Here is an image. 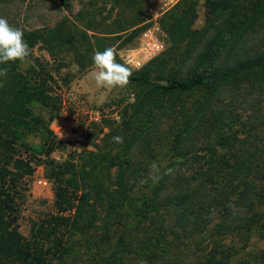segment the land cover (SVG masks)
Masks as SVG:
<instances>
[{
  "label": "trees",
  "instance_id": "obj_1",
  "mask_svg": "<svg viewBox=\"0 0 264 264\" xmlns=\"http://www.w3.org/2000/svg\"><path fill=\"white\" fill-rule=\"evenodd\" d=\"M59 1L69 7L68 0ZM199 1L181 0L161 19L169 55L164 58L162 52L132 72L130 83L138 90L123 159L105 162L109 150L99 147L80 169L74 160H47L55 211L33 223L28 237L16 225L17 201L34 163L21 148L28 150L26 137L44 127L43 135L51 140L49 157L55 149L49 125L60 112L59 101L51 95L53 73L31 56L32 49L41 43L52 58L69 54L79 60L103 51L99 43L104 39L92 42V35L69 18L41 30H22L33 58L29 68L22 71L19 60L0 64L7 69V76L0 77V264H67L74 252L87 254L90 264H185L180 257L184 249L191 250L192 264H231L252 235L264 240L263 147L246 144L233 131L234 125L249 122L241 117L244 95L264 93V0H205L206 24L195 29ZM195 53L193 65L182 74L184 60ZM172 59L178 66L168 71ZM163 104L180 112L167 149L179 166L192 164L194 173L180 179L175 191H165L161 181V187H151L145 195L141 186L148 188L151 182L141 183L146 179L138 178L127 157L145 136L132 122L154 116ZM35 105L47 112L46 119L35 113ZM255 105L249 110L261 116L264 126V106ZM259 124H251L245 136H252ZM200 135L204 146L195 149ZM98 163L109 170L112 163L118 167L115 189L103 186ZM128 217L134 220V231L128 230ZM239 264H264V247Z\"/></svg>",
  "mask_w": 264,
  "mask_h": 264
},
{
  "label": "rangeland",
  "instance_id": "obj_2",
  "mask_svg": "<svg viewBox=\"0 0 264 264\" xmlns=\"http://www.w3.org/2000/svg\"><path fill=\"white\" fill-rule=\"evenodd\" d=\"M180 1L68 0L69 7H65L59 0H0V17L6 18L12 26L21 30H41L69 18L72 23L80 28H85L88 35L93 36H91L92 42L96 38L103 37L104 40L99 43V46L103 47L104 44V49L107 47L116 48L117 61L123 63L122 55L138 44L140 35L149 27L156 26L164 44L162 56L164 57L165 53L169 55L170 45L165 40L161 19ZM196 10L197 19L194 28L201 29L206 24L208 14L205 0L199 1ZM91 22H93L94 27L88 28ZM119 27H123L124 30H119ZM254 37H250V41ZM195 55L196 53L184 60L185 67L182 74H186L193 65ZM31 56L39 59L47 69L52 71L54 81L52 82L53 91L51 95L59 101L60 112L58 117L49 125V129L53 133L51 138L55 141V149L49 157H46V148L47 143L51 140L47 141L43 135L44 127H41L39 132L30 133L26 137L24 141L29 145L28 150L21 148L24 156L33 157L34 163V172L22 182L21 198L17 201L18 218L16 225L26 237L30 235L33 223L42 221L47 215L55 211L53 182L49 178L46 161L52 159L57 164H62L67 160H74L77 169H80V165H83L87 159L90 158L89 160H91L90 152L96 153L101 148L105 152L109 150L106 152L105 162L107 159L108 161L112 159L114 162L117 161V158L123 159L124 148L132 132L126 126L129 120L133 119L131 105L138 90L133 83H129L124 88L97 87L91 77L93 63L90 56H82L79 60L69 54L52 58L43 49L41 43L32 49ZM33 58L28 56L21 61L20 68L22 71L25 72L29 68ZM173 62V59L168 61V71L177 68L178 63L173 64ZM244 96L247 98L242 106L246 108L241 112V117H243V122L246 119L249 122L240 126L234 125L233 131L237 130V137L244 140L248 145L252 142L259 146L262 145L264 151V126L259 124L262 118L249 110L256 106L255 103L264 106V93H252L251 91ZM260 109V113H264V107ZM34 110L36 114L47 118L48 114L42 107L35 105ZM155 112L154 116L143 117L141 120L134 119L135 122H132L134 123V130H144L145 136L137 141L127 156L136 169L135 174H139L138 178L146 179V183L151 182L152 186L148 188L141 186L143 192H146L145 195L151 193V187L152 189L161 187V181H164L163 188L166 189L165 191L176 190L179 188L180 179L183 180L185 176L194 173L192 164L179 166L178 160L167 149V143L171 138L170 131L175 130L176 125L180 124L179 110L168 111L166 104H163L156 108ZM253 123H257L259 126L257 129L251 130L252 136L246 137L245 135ZM255 131H257V135H255ZM116 136L122 137L123 142H114L113 137ZM212 140H216L215 136ZM203 142H205L203 136H198L195 144L197 148L195 149H202ZM108 152L111 155L108 156ZM199 153L204 154L205 150H201ZM37 159L39 160L36 162ZM153 162L160 169L158 182L148 179L150 166ZM104 163H98L100 169L96 171L104 181L103 186L111 191L116 187V178L120 171L113 163L110 170L107 167L104 168ZM167 174L169 175L168 179ZM39 180L46 183H39ZM126 222L130 223L127 226L128 230L134 231V220L131 222L130 217H128ZM127 223H124L122 228H118V231L114 233L113 244L116 243ZM98 233L100 234V231ZM70 237L77 239L81 235L71 234ZM237 242L236 239L234 243ZM241 245L244 246V249L236 255L231 264H239L241 260L253 258L254 254L259 253L264 247V240L257 235H252L250 240L245 244L241 243ZM77 253L74 252L68 257L67 264H90L86 259L87 254ZM191 253V250H182L180 257L185 259V264H192L194 261Z\"/></svg>",
  "mask_w": 264,
  "mask_h": 264
},
{
  "label": "clouds",
  "instance_id": "obj_3",
  "mask_svg": "<svg viewBox=\"0 0 264 264\" xmlns=\"http://www.w3.org/2000/svg\"><path fill=\"white\" fill-rule=\"evenodd\" d=\"M31 49L25 42L24 33L21 29L12 26L4 17H0V64L12 61H22L30 55ZM117 49L107 47L103 51H95L92 56L93 71L91 77L99 88H124L130 83L133 69L127 63L117 61ZM7 76V69H0V77ZM0 87L3 84L0 83ZM63 136V133H62ZM62 138V137H61ZM114 142L122 143V137H113ZM148 179L158 182L159 167L153 162ZM141 181V183H145Z\"/></svg>",
  "mask_w": 264,
  "mask_h": 264
},
{
  "label": "built area",
  "instance_id": "obj_4",
  "mask_svg": "<svg viewBox=\"0 0 264 264\" xmlns=\"http://www.w3.org/2000/svg\"><path fill=\"white\" fill-rule=\"evenodd\" d=\"M164 51V44L155 27L146 28L139 37L138 44L122 55V62L132 67L133 71L158 57ZM42 183V180L38 181ZM43 183H46L45 181Z\"/></svg>",
  "mask_w": 264,
  "mask_h": 264
}]
</instances>
